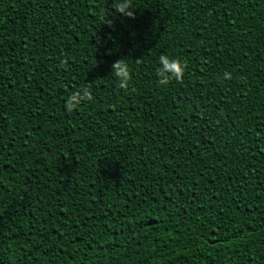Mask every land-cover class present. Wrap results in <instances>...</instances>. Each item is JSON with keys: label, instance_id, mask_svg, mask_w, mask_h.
Returning a JSON list of instances; mask_svg holds the SVG:
<instances>
[{"label": "trees", "instance_id": "16d2710c", "mask_svg": "<svg viewBox=\"0 0 264 264\" xmlns=\"http://www.w3.org/2000/svg\"><path fill=\"white\" fill-rule=\"evenodd\" d=\"M132 8L0 0V264H264V0Z\"/></svg>", "mask_w": 264, "mask_h": 264}, {"label": "clouds", "instance_id": "9594fccd", "mask_svg": "<svg viewBox=\"0 0 264 264\" xmlns=\"http://www.w3.org/2000/svg\"><path fill=\"white\" fill-rule=\"evenodd\" d=\"M114 8L116 12L128 17H134V11L132 8V0H114ZM140 63V59L136 60ZM160 66L156 68V75L159 78L158 83L160 85H168L173 80L177 82H183L184 73L187 69V62L180 58L171 57L167 54H161L159 56ZM112 74L118 80L119 88L124 91H129L130 82L132 80V73L128 63L120 58L112 64ZM232 78L230 72H225L224 79L228 80ZM134 91V89H133ZM93 99L90 88L85 86L77 89L73 93L69 94L65 101V110L69 113L73 112L84 101H91Z\"/></svg>", "mask_w": 264, "mask_h": 264}]
</instances>
